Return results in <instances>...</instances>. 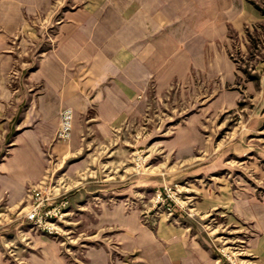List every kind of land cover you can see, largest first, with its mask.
<instances>
[{"label": "rangeland", "instance_id": "rangeland-1", "mask_svg": "<svg viewBox=\"0 0 264 264\" xmlns=\"http://www.w3.org/2000/svg\"><path fill=\"white\" fill-rule=\"evenodd\" d=\"M44 24L43 19L32 18L13 39L17 60L7 75L13 96L4 100L0 113V261L12 264L38 253L37 241L45 237L26 223L28 189L21 190L18 179L23 177L14 170L15 153L30 146L17 137L28 130L23 116L33 89L27 76L35 68L34 43L51 39ZM225 50L232 69L226 78L192 76L162 96L152 90L141 114L100 140L86 125L75 149L72 135L67 143L54 136L40 146L39 156L46 160L41 181L66 193L69 203L61 235L49 237L62 257L85 264V250L108 235L95 233L101 204L122 201L139 210L147 226L191 221L219 264H264L250 250V240L258 235L252 232L254 225L236 219L231 211L233 204L248 198L264 201V17L231 32ZM192 122L196 126L186 139L193 141H177L179 132ZM55 146L60 152H54ZM164 188L174 193L171 211L152 202ZM79 192L82 196L72 204L71 197ZM203 202L205 211L200 210Z\"/></svg>", "mask_w": 264, "mask_h": 264}, {"label": "crops", "instance_id": "crops-1", "mask_svg": "<svg viewBox=\"0 0 264 264\" xmlns=\"http://www.w3.org/2000/svg\"><path fill=\"white\" fill-rule=\"evenodd\" d=\"M35 17L45 21L51 41L34 43L35 68L27 76L33 88L23 116L28 130L17 138L30 146L14 157L22 191L41 181L46 160L39 156L40 146L53 140L64 109L74 113L75 149L81 128L88 125L98 140L108 137L145 110L152 90L162 96L192 76L226 78L232 70L225 50L230 33L260 22L264 0H0V113L4 100L13 96L7 87L17 60L13 39ZM195 126H186L176 140L191 143L186 135ZM81 196L73 195L72 204ZM204 204L200 210L205 211ZM127 206L122 201L101 204L95 233L108 235L85 250V264H219L191 221L147 226L139 210ZM231 211L254 225L258 235L250 240V250L264 263V201L248 198ZM37 242L38 253L19 264L70 263L49 237Z\"/></svg>", "mask_w": 264, "mask_h": 264}, {"label": "built area", "instance_id": "built-area-1", "mask_svg": "<svg viewBox=\"0 0 264 264\" xmlns=\"http://www.w3.org/2000/svg\"><path fill=\"white\" fill-rule=\"evenodd\" d=\"M73 123V111L64 109L60 114L59 128L55 139L59 143H67L71 139ZM173 192L164 188L163 191L155 193L153 205L158 209L165 208L171 211L169 202H172ZM66 193H59L56 186L49 185L42 180L31 185L27 191L28 205L25 212L26 223L31 225L35 231L50 238L57 239L63 231V225L68 214L64 211L68 207V201L64 198Z\"/></svg>", "mask_w": 264, "mask_h": 264}, {"label": "bare ground", "instance_id": "bare-ground-1", "mask_svg": "<svg viewBox=\"0 0 264 264\" xmlns=\"http://www.w3.org/2000/svg\"><path fill=\"white\" fill-rule=\"evenodd\" d=\"M133 66V65H132Z\"/></svg>", "mask_w": 264, "mask_h": 264}]
</instances>
